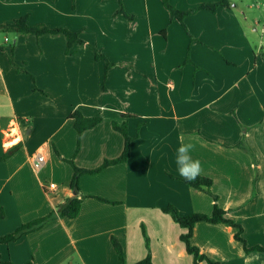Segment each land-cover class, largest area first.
Instances as JSON below:
<instances>
[{"label": "crops", "instance_id": "1", "mask_svg": "<svg viewBox=\"0 0 264 264\" xmlns=\"http://www.w3.org/2000/svg\"><path fill=\"white\" fill-rule=\"evenodd\" d=\"M220 1L170 0L183 11ZM226 1L187 16L184 27L161 0H0V25L28 16L30 25L69 29L115 64L106 72L87 45L67 52L62 34L13 33L11 42L0 30V158L14 150L0 161V237L75 194L68 160L96 169L121 156L125 137L114 121L127 123L133 138L127 162L81 177L86 198L76 218L57 216L0 244V264H118L113 238L126 264L148 254L155 264H196L181 240L186 230L163 211L214 208L211 195L171 177H180L181 138L195 145L200 175L213 180L247 244L264 245V40H256L253 18ZM76 110L102 118L80 139L70 118ZM39 152L47 161L37 171ZM236 233L227 223L199 222L191 242L219 264H264V252H246Z\"/></svg>", "mask_w": 264, "mask_h": 264}, {"label": "trees", "instance_id": "2", "mask_svg": "<svg viewBox=\"0 0 264 264\" xmlns=\"http://www.w3.org/2000/svg\"><path fill=\"white\" fill-rule=\"evenodd\" d=\"M161 1L164 7L169 11L171 18L177 19L184 27H186L184 22L185 18L189 15L195 14L201 10H209L212 12H216L217 9L221 6H229V2L223 0L214 3H203L195 8L183 11L178 9L176 6H174L170 2V0H161ZM119 12L124 13L129 18H132L125 12L123 6H121ZM28 19H29L28 16H23L15 19L13 22L1 24L0 30H2L3 32H13V33L25 34V35L32 34L36 36H42L47 34L50 35L62 34L67 39V47H68L67 52L70 51L71 47L75 43H79L81 45H87V47H89L94 52L95 58L97 60L105 61L106 72H108L111 68L115 66V64L111 63L109 59L105 56V54H103L102 51L97 46L92 44H87L83 39H81L78 33L72 32L66 28H57V29L48 28L44 24L30 25L28 23ZM262 58L264 61V54H262ZM10 63L15 67V69L18 72L21 71L27 72L26 70L20 69L17 66L12 56L10 57ZM123 117L129 118L132 117V115L123 114ZM70 118L74 120V127L78 133L79 139L84 131L94 128L102 121L101 117H85L82 115L81 112L77 110L70 115ZM113 127L115 130L119 131L125 137L124 150L121 156L113 160H105L104 163L96 169L79 168L78 166L75 165L73 160H68V162L74 168V175L71 181V189L73 190V192H75V194L71 198H69L65 203L58 205L56 210L53 211L51 214L42 217L40 219L34 220L32 222H29L27 224H24L13 233L0 237V244H9L11 242L17 241L23 235L41 229L47 222L55 219L57 216L74 219L79 215L83 200L84 198H86V196L81 195V190H80L81 177L87 174L88 175L97 174L109 166L127 162L131 157L133 138L128 134L127 123L118 125V123L114 121ZM239 146L243 147V143H240ZM13 151L14 150L7 152L3 157L0 158V161L8 158L13 153ZM171 177L175 179H179L191 187L206 192L207 194L211 195V197L214 200L213 212L210 215L202 214V213L182 215L175 206H166L163 208L164 212L170 214L173 220L176 223H178L183 229L186 230V232L181 236V240L185 243L187 252L194 257V262L196 264L199 262H205L206 264H219L218 262L212 260L205 254L201 253L200 249L194 246L191 242L194 228L196 224L199 222H210L213 224L227 223L230 226L237 229L235 238L236 240H238L243 244L246 252L248 253L264 252V245L249 246L243 237V228L233 220L227 218L226 216L227 212L224 209H222L218 204V196L215 195L211 190V187L213 185V180L211 178L199 175L195 181L189 182L184 180L182 177H177L173 175H171ZM96 198L102 201H107L103 198H99V197ZM4 217H5L4 208L0 206V220L3 219ZM112 241L115 251L118 255V264H126L125 254L122 244L116 238H113ZM7 264H14V263L8 262ZM136 264H155V263L153 262L151 255L148 254L145 259L139 261Z\"/></svg>", "mask_w": 264, "mask_h": 264}, {"label": "clouds", "instance_id": "3", "mask_svg": "<svg viewBox=\"0 0 264 264\" xmlns=\"http://www.w3.org/2000/svg\"><path fill=\"white\" fill-rule=\"evenodd\" d=\"M193 143H184L181 138L180 146L176 149L175 163L180 177L184 180L192 182L201 174V162L193 159L191 152L194 150Z\"/></svg>", "mask_w": 264, "mask_h": 264}, {"label": "rangeland", "instance_id": "4", "mask_svg": "<svg viewBox=\"0 0 264 264\" xmlns=\"http://www.w3.org/2000/svg\"><path fill=\"white\" fill-rule=\"evenodd\" d=\"M234 2L238 5L239 12H245L253 18L254 26L258 29L255 35L256 40H264V0H235ZM12 34L8 36L11 42L15 40V35Z\"/></svg>", "mask_w": 264, "mask_h": 264}, {"label": "built area", "instance_id": "5", "mask_svg": "<svg viewBox=\"0 0 264 264\" xmlns=\"http://www.w3.org/2000/svg\"><path fill=\"white\" fill-rule=\"evenodd\" d=\"M46 161L47 159H46L45 154L43 152H39L33 156L32 165L35 170L39 171L44 167V165L46 164Z\"/></svg>", "mask_w": 264, "mask_h": 264}]
</instances>
